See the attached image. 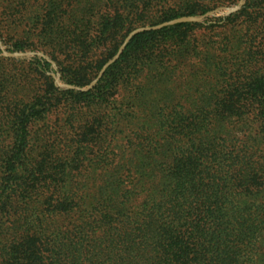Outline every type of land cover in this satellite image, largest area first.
<instances>
[{
    "label": "trees",
    "instance_id": "obj_1",
    "mask_svg": "<svg viewBox=\"0 0 264 264\" xmlns=\"http://www.w3.org/2000/svg\"><path fill=\"white\" fill-rule=\"evenodd\" d=\"M184 1L181 14L197 15L233 0ZM239 15L240 24L256 31L258 18ZM193 26L136 35L105 72L101 88L119 85V67L130 54L143 63L148 53L162 52L155 44L159 37ZM181 40L171 41L179 47ZM263 54L258 50L253 62L238 65L242 78L234 77L235 89L223 93L231 105L205 112L216 120L214 136L198 121L202 114L191 115L168 130L191 140L169 137L148 144L146 155L142 143L133 150L129 142L97 162L89 157L97 144L87 138L93 126L88 120L80 122L74 141L45 152L41 144L35 155L26 153L30 146L22 139L20 153L0 159V264H257L264 234ZM91 92L76 96L77 102L109 105L105 92ZM248 121L254 132L236 127ZM98 144L111 146L106 139ZM86 161L99 172L79 170ZM95 177L101 184L91 195Z\"/></svg>",
    "mask_w": 264,
    "mask_h": 264
},
{
    "label": "rangeland",
    "instance_id": "obj_2",
    "mask_svg": "<svg viewBox=\"0 0 264 264\" xmlns=\"http://www.w3.org/2000/svg\"><path fill=\"white\" fill-rule=\"evenodd\" d=\"M261 2L233 0L205 14L182 15L184 0H0V159L20 153L22 139L31 155L41 144L45 152L53 144L74 141L83 120L93 123L87 138L97 144L89 155L95 162L116 156L129 142L133 150L142 143L146 155L148 144L169 137L191 140L190 134L168 132L172 122L191 115L202 114L198 121L204 120L214 136L216 120L205 112L231 105L223 93L235 89L234 77L242 78L238 65L264 52ZM241 13L245 21L258 18L257 32L247 22L240 24ZM185 23L195 26L159 37L155 44L162 52L148 53L143 63L136 64V55L130 54L119 67V85L101 88L105 72L136 35ZM173 39H182L180 49ZM86 92H105L109 105L77 102L76 96ZM27 124L25 135L21 130ZM225 126L229 130V122ZM236 127L246 134L257 129L250 121ZM104 139L111 144L107 149L98 144ZM79 170L99 172L87 161ZM100 184L95 177L89 194ZM258 249L257 264H264V234Z\"/></svg>",
    "mask_w": 264,
    "mask_h": 264
},
{
    "label": "water",
    "instance_id": "obj_3",
    "mask_svg": "<svg viewBox=\"0 0 264 264\" xmlns=\"http://www.w3.org/2000/svg\"><path fill=\"white\" fill-rule=\"evenodd\" d=\"M175 22H176V23H180V22H183V20H176ZM137 31H138V30L132 32V33L130 34V36L133 35L134 33H136ZM128 38H129V37H128ZM119 53H120V52H118V53L116 54V56H115V57H114L109 63L113 62V61L118 57ZM109 63L106 64V65L104 66V68H105L107 65H109ZM104 68H103V69H104ZM103 69H102V70H103Z\"/></svg>",
    "mask_w": 264,
    "mask_h": 264
}]
</instances>
